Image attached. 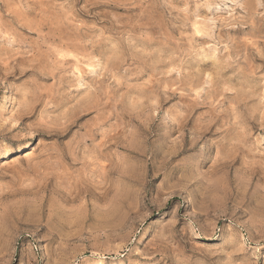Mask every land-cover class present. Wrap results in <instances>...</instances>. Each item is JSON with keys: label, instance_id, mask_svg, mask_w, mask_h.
<instances>
[{"label": "clouds", "instance_id": "obj_1", "mask_svg": "<svg viewBox=\"0 0 264 264\" xmlns=\"http://www.w3.org/2000/svg\"><path fill=\"white\" fill-rule=\"evenodd\" d=\"M0 264H264V0H0Z\"/></svg>", "mask_w": 264, "mask_h": 264}]
</instances>
